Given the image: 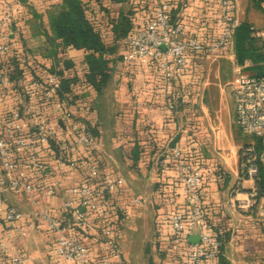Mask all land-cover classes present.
<instances>
[{
	"label": "crops",
	"instance_id": "obj_1",
	"mask_svg": "<svg viewBox=\"0 0 264 264\" xmlns=\"http://www.w3.org/2000/svg\"><path fill=\"white\" fill-rule=\"evenodd\" d=\"M9 1L16 2L18 6L11 23V37L16 42L15 47L19 52L15 55L17 60L22 57L19 46L28 45L29 35L42 37L40 39L43 41L42 44L51 47V54L48 56L41 54L39 60L27 56L21 58L23 62L18 63L28 74L31 75L33 70L42 73L47 70L46 68L56 67L62 64L59 60L63 58L79 60L84 57L83 49L69 47L63 50L48 38V33L51 34L48 12L52 6L59 3L55 0H0V31L7 26L2 16ZM93 2L98 12V26L110 42L113 40L115 42L113 26L121 13L124 12L131 19L132 28L129 35L145 27L157 7V0H99V2L93 0ZM220 4L221 0H174L173 17L184 24L185 36L195 35L208 41L216 37L219 31L216 17L220 11ZM236 4L241 22L246 21L252 25L254 46L261 55H264V2L237 0ZM31 19L36 20L32 29L29 23ZM127 36L116 39L118 49L111 62L112 77L104 92L95 100L96 109L83 112L87 119L100 121L102 132L100 152L97 155H80L79 160L86 162L87 167L81 165L77 169L63 173L44 171L36 174L33 179L43 188L48 186L56 188L53 196L47 195L43 190L42 202L55 215L69 218L70 215L63 210L64 202L72 197L69 188L88 175L89 162L98 158L101 164L112 166L125 178L121 196L141 195L146 198L145 203L133 214L137 222L143 220V216L140 215H143L146 209H155L158 205L162 209L165 206L175 207L177 202H172L168 193L174 187L175 190L179 188L174 178L176 171H166L164 174L166 176L161 179L156 164V159L159 156L163 157L175 142L182 146L186 157L192 156L201 160L206 168L208 167V174L217 169L218 164L224 169V174L217 175L212 172L208 177L210 181L205 186L208 195L204 205L208 219L226 231L227 259L231 264H264V218L259 216L256 209H234L229 204L233 188L242 175L241 147L256 139L245 133L237 122L236 100L231 81L238 71L246 74H264V59L254 61L247 58L244 63H239L235 38L232 47L227 51L191 54L187 68L176 79V92L181 98H176V107L171 109L169 106L171 94L164 89L162 73L156 62L142 63L137 60L130 66H124L122 52ZM38 61L44 62L47 67L36 64ZM123 70L126 72L123 73ZM18 83L19 79H14L9 89L5 90L9 99L14 100L13 89L18 87ZM35 107L39 116L48 118L61 134V122L66 117L61 113L62 109L45 102L36 103ZM2 109L0 107V112ZM232 124L238 127L239 135L243 136L241 140L236 138ZM138 144L142 146L143 151L136 163L130 157V152ZM42 153L49 162L54 161L53 152ZM2 175H5V170L0 159V176ZM159 179L165 189L164 198L158 197L160 194L156 190ZM243 183L247 187L250 185L248 180H244ZM2 195L5 204L0 207V232L9 226L5 219V211L9 205L24 213V218L18 224L25 227L30 225L27 235L17 233L10 241L13 253L26 258L28 264H73L57 254L54 235L44 221L35 215L34 207L25 194L5 191ZM133 218L124 220L122 223L124 227L115 235L127 261L129 258L124 250L123 236L127 228H134L130 223ZM102 221L101 216H95L94 225L87 230V241L94 252L99 248ZM157 226L158 236L161 237L163 230L167 228L165 225ZM236 227L240 230L237 233L232 232ZM194 234L200 235L199 232ZM161 238L164 242L168 241L165 240L168 236ZM165 249L166 252L170 251L168 247Z\"/></svg>",
	"mask_w": 264,
	"mask_h": 264
},
{
	"label": "built area",
	"instance_id": "obj_2",
	"mask_svg": "<svg viewBox=\"0 0 264 264\" xmlns=\"http://www.w3.org/2000/svg\"><path fill=\"white\" fill-rule=\"evenodd\" d=\"M60 2L61 0H55ZM87 1V0H84ZM264 2V0H261ZM237 0H221L216 17L219 31L216 37L204 41L198 36H185V26L173 17L174 0H157V7L148 24L129 34L124 39L122 62L130 66L135 61L156 62L163 77L164 89L171 94L169 106L175 108L176 79L188 66L191 54L217 53L229 50L241 19ZM16 2H8L2 19L7 23L0 31V159L5 175L0 176V207L5 204V191L25 194L37 217L41 218L56 240V252L73 264H129L123 257L115 235L124 220L146 201L141 195L121 196L125 178L114 168L101 164L98 158L89 162L92 178L104 177L102 187H94L86 177L70 186L72 197L63 205L69 218L55 215L41 200L43 190L47 195L56 193L54 186L43 188L33 177L39 172L63 173L87 163L77 159L71 152L77 147L100 149L102 140L95 137L83 124L74 141L66 142L54 161L44 158L43 150L49 143L61 137L54 124L39 116L35 104L45 102L62 108L64 102L58 96L61 78L56 73L43 77L26 71L13 89V99L5 93L13 80L12 53L16 55L15 41L11 37V23L17 10ZM123 73L126 70L122 71ZM236 100L237 122L241 129L256 139L241 147V172L233 188L229 204L234 209L257 210L264 218V74H246L238 71L231 81ZM71 109L67 115H71ZM175 160L174 169L181 183L184 196V211L173 214L170 219L173 236L185 245L188 264H209L221 253L223 228L207 224L204 216L203 162L186 160L180 144H175L172 153L158 157V168L167 167V159ZM244 180L250 182L249 187ZM102 217L99 248L94 252L87 241V230L93 226V218ZM24 213L9 205L5 219L9 226L0 232V264H28L27 259L13 253L10 241L18 233L28 234V227L18 222ZM236 227L232 232L237 233ZM199 232L200 241L191 242L190 236Z\"/></svg>",
	"mask_w": 264,
	"mask_h": 264
},
{
	"label": "trees",
	"instance_id": "obj_3",
	"mask_svg": "<svg viewBox=\"0 0 264 264\" xmlns=\"http://www.w3.org/2000/svg\"><path fill=\"white\" fill-rule=\"evenodd\" d=\"M99 2V0H96ZM49 27L51 34L48 33V38L55 42L57 46H61L63 50L69 47L83 49L84 57L80 60L74 59H58L59 64L56 67L46 68L47 70L42 73H38L33 70V75L36 77H43L49 73H56L61 78V87L58 90L59 98L65 103L62 109V114L66 116L62 120V133L59 135L61 138L58 141L49 143L44 148L43 152L50 151L56 154L64 148L66 142L74 141L76 134L79 132L81 126L86 124L90 132L97 138L101 139L102 132L100 130V121H93L92 119H87V116L83 114L87 110V92L95 93V97H99L103 92L107 84L109 83L112 73L113 66L111 62L113 61V55L117 52L118 44L116 39L123 38L128 35L132 28L131 19L124 12L118 17L116 23L113 26L115 31V42L108 41L106 36L103 34L98 26L99 17L97 9L94 6L93 0H61L48 12ZM116 20V18L114 19ZM253 28L249 22H241L235 33V44L237 46V59L239 63H244L245 59L249 58L251 60L257 61L264 59V55L258 52V49L254 46L255 40L253 37ZM14 56L12 59L13 74H11V79H20L24 74V67L17 62V58ZM58 62V63H59ZM20 77V78H19ZM180 99L178 92L172 95ZM96 103L93 102L89 106V110L93 111L96 109ZM176 107V106H175ZM71 109V115H67V111ZM174 109V108H173ZM176 143L173 142L172 147L168 150L166 154L172 153V148ZM140 144L136 145L134 149L130 152V157L134 159V162H138L141 157L143 149ZM100 149H94L92 147H77L71 152L72 155L76 156L77 159L80 155L95 154L97 155ZM79 153V154H78ZM155 159L152 158V160ZM186 160L191 162H201L199 159H195L192 156H187ZM175 160L172 157L167 159V167L165 169L159 168L161 173V179L166 174V171L174 170ZM203 170V180L202 184L205 187L210 179V174L214 172L217 175L224 174V169L218 164L217 169L207 173L208 167L202 164ZM176 185L179 187L175 190L169 191L168 197H170L172 202H177L175 207L165 206L163 209L161 206H157V217L156 221L158 225L166 226V235L169 238L168 249H177L183 252L180 259V264H188L187 258L185 256L186 247L181 242H178L173 236L170 219L174 213L179 211H184V196L181 188V183L179 182L177 175ZM87 181H89L94 187H102L104 177L92 178L91 174L88 172ZM175 186V185H174ZM162 187L161 180H157L156 190L160 196L163 197L165 189ZM208 191H204L203 201L206 200ZM179 198V199H178ZM204 216L208 225L213 227H221L216 225L213 221L208 219L206 205H204ZM222 228V227H221ZM224 229V228H223ZM226 231L223 230L221 239L223 244L221 247V253L216 258V260L209 262V264H231L230 261L225 256V242H226ZM150 254L151 248L147 250ZM176 251V252H177ZM169 252H165L168 255ZM163 254V252H162ZM180 254V253H179ZM164 255V254H163ZM181 255V254H180ZM150 264H156L154 257L150 254L149 257Z\"/></svg>",
	"mask_w": 264,
	"mask_h": 264
},
{
	"label": "rangeland",
	"instance_id": "obj_4",
	"mask_svg": "<svg viewBox=\"0 0 264 264\" xmlns=\"http://www.w3.org/2000/svg\"><path fill=\"white\" fill-rule=\"evenodd\" d=\"M29 23L31 25L30 29H32L33 25L36 24V20L34 21V19L33 20L31 19ZM40 39H42V37L37 38L31 35L28 36L27 38L28 45H31V46H28V45H27L28 47L19 46L20 47L19 51L21 52L22 59H23V56H27L30 59L32 58L34 60L36 59L39 60L41 54L47 55V56L51 54V47L48 46L47 44H42L43 41H40ZM18 53L19 52H16L15 54H18ZM11 56L13 58L15 55H13L12 53ZM21 58L18 59L17 62H21V61L23 62ZM12 62L13 61H11L9 64L12 65ZM36 64H40L44 68L47 67L44 62L41 63L40 61H38ZM96 99L97 97H95V93L90 92V91L87 92V110H89L88 108L91 102L92 103L95 102ZM231 127L234 129L236 138L238 140H241L243 136L239 135L238 130H237L238 127H236L235 124H232ZM246 140L250 141L249 138H246ZM141 216H143V220L140 222H137V219L133 218L134 215H132L129 218V220L133 218L132 221H130V223L131 225L132 224L134 225V228L133 227L127 228L123 236V239H124L123 246L129 258L128 260L129 264H150L149 262L150 254L154 257L156 264H179L180 259L183 255V252L181 253L180 250L177 251V249L169 248L170 251H168L169 252L168 255L167 254L165 255V252H166L165 248L169 247L168 243H166V242H169V238L165 239V240H168L166 242H164V240L161 238L162 236L167 237V235H165L167 233L166 230H163L164 233L162 234L161 237L158 236V231H157L158 226L156 224L157 223L156 222L157 208L155 207V209L154 208L146 209L145 211H143V215L141 214L140 217ZM123 227L124 226H122L121 224L120 229H122ZM149 247L151 248L150 254L147 251ZM162 252L164 255L162 254Z\"/></svg>",
	"mask_w": 264,
	"mask_h": 264
},
{
	"label": "water",
	"instance_id": "obj_5",
	"mask_svg": "<svg viewBox=\"0 0 264 264\" xmlns=\"http://www.w3.org/2000/svg\"><path fill=\"white\" fill-rule=\"evenodd\" d=\"M191 242H199L200 241V235L194 234L190 237Z\"/></svg>",
	"mask_w": 264,
	"mask_h": 264
}]
</instances>
